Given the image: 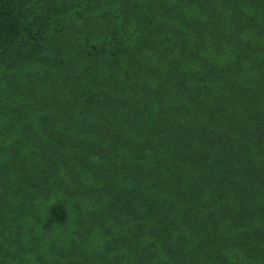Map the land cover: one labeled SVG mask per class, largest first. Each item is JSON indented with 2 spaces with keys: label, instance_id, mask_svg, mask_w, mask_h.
<instances>
[{
  "label": "trees",
  "instance_id": "trees-1",
  "mask_svg": "<svg viewBox=\"0 0 264 264\" xmlns=\"http://www.w3.org/2000/svg\"><path fill=\"white\" fill-rule=\"evenodd\" d=\"M0 264H264V0H0Z\"/></svg>",
  "mask_w": 264,
  "mask_h": 264
}]
</instances>
